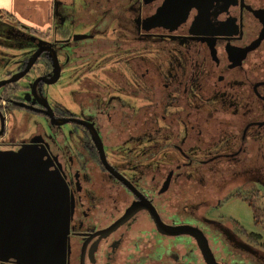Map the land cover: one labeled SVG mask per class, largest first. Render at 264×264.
Masks as SVG:
<instances>
[{"label":"flooded vegetation","instance_id":"flooded-vegetation-1","mask_svg":"<svg viewBox=\"0 0 264 264\" xmlns=\"http://www.w3.org/2000/svg\"><path fill=\"white\" fill-rule=\"evenodd\" d=\"M84 3L77 14L69 6L60 12L54 3L46 37L0 26V49L19 51H0L16 64L1 80L24 68L39 41L51 45L60 66L56 83L40 80L32 93L37 78L53 75L50 54L42 52L24 77L0 88L1 94L9 89L0 95V146L44 147L55 161L72 209L66 264H117L120 258L124 264H179L178 236L159 233L146 210L110 228L144 198L167 226L199 228L183 222L175 207L165 209L161 197L177 170L197 162L237 164L232 178L252 182L250 193L264 199L256 187L264 188V0ZM60 80L74 111L49 100L47 87ZM72 82L77 86L70 90ZM40 101L49 104L50 118ZM22 112L35 119L30 129L6 128L7 115L27 124ZM73 120L93 125L107 163L130 185L103 167L88 129ZM234 243L244 246L236 238Z\"/></svg>","mask_w":264,"mask_h":264},{"label":"water","instance_id":"water-1","mask_svg":"<svg viewBox=\"0 0 264 264\" xmlns=\"http://www.w3.org/2000/svg\"><path fill=\"white\" fill-rule=\"evenodd\" d=\"M42 52H49L52 78H37L35 85L42 80L51 85L59 79L60 66L55 51L50 44L39 41L37 50L29 57L24 68L9 78L0 80V88L17 82L24 77ZM44 113L51 117V108L45 101L39 102ZM27 106V105H22ZM71 121V120H70ZM84 125L93 140L103 167L117 179L130 185L107 163L101 139L91 123L73 120ZM68 120L57 123L62 125ZM43 149L22 146L20 149L0 150V263L9 264H66L67 236L72 209L68 188L55 161L44 155ZM169 181V177L166 184ZM146 210L156 230L166 236L186 235L194 239L204 264L219 263L201 229L190 225L167 226L164 224L152 203L143 199L138 208H129L118 227L137 210ZM82 262V261H81ZM82 264V263H81Z\"/></svg>","mask_w":264,"mask_h":264},{"label":"rangeland","instance_id":"rangeland-1","mask_svg":"<svg viewBox=\"0 0 264 264\" xmlns=\"http://www.w3.org/2000/svg\"><path fill=\"white\" fill-rule=\"evenodd\" d=\"M87 1L88 0H55L54 3H58L60 12L69 10L67 7L69 6L70 11L73 14H77L84 8V5H86L84 2ZM90 15L93 14L90 13ZM74 19H77V17L74 16ZM81 19L83 20V18ZM6 23L20 27V25L14 22L8 15L0 14V26L3 28L4 26L7 27ZM71 31L75 32L81 30H79V28H72ZM51 32L52 30L49 32V35H51ZM36 34L40 37L43 36V33ZM2 38L3 37H1V39ZM0 51H6L9 54H16L19 56V51L17 49H0ZM3 57L5 56L1 54L0 80L5 77L6 72L13 71L16 68V64L13 63L14 58L8 61ZM30 76L31 75H29V78ZM24 79H28V77ZM62 85V80H60L56 85L47 87L49 100L54 104L62 105L74 111V105L70 100L71 92H64ZM76 86L77 85L72 82L70 84V90L76 88ZM16 115L18 118L20 117L18 113H16ZM12 116L10 117L7 115L8 121L6 128H16V130H18L19 127V130L22 132L30 129L33 120H35L30 113H23V120L29 118L28 123L24 124L22 127V125L18 124V120H13ZM40 123H42V121H40ZM44 125L46 126V124ZM109 129L110 128H108L104 134H107V137L110 139V141L108 139V142L111 143L114 132L110 133ZM16 130H14V132H16ZM119 136L120 135H118V137ZM2 141L3 139L0 138V142ZM11 147L13 146H0V150L6 151ZM251 149L254 154V147L251 146ZM217 167L222 169V172L214 177L210 176L209 172L206 170L200 172L201 176H205V182L201 187L193 182L186 181L185 177L176 178V180L171 183L170 188H168V192L161 196L165 200L163 203L166 207L165 209H172L175 207L179 210L183 222L191 221L197 224L198 227L203 230L214 257L219 263L264 264V220H262L263 223L260 226L255 225L253 214L249 206L244 200L234 196L236 194H239V196L241 195V197L249 196L251 194L250 192L255 190V187H252V182L250 183L248 180L241 179V177L232 178L240 171V167L237 164L230 163L229 167H227L224 161H220ZM169 168H172V166H169L168 169ZM168 169L166 167L165 175ZM256 187L259 188L261 194L264 195V188L259 185H256ZM255 198L258 204L264 206V199L259 198V194ZM251 234L259 235L260 237L259 239L255 238V240L253 238L254 236L251 237ZM176 238L177 242L180 240V246H176L175 252L176 255L182 256L176 260L177 263L188 264L189 261L193 264H204L194 240L188 238L186 235H181ZM235 238L240 244L244 245L243 248H239V246L235 245ZM168 253L166 254H172L170 251H168ZM120 257L121 256H119V258ZM117 264H124L122 258H120V260L118 259Z\"/></svg>","mask_w":264,"mask_h":264},{"label":"crops","instance_id":"crops-1","mask_svg":"<svg viewBox=\"0 0 264 264\" xmlns=\"http://www.w3.org/2000/svg\"><path fill=\"white\" fill-rule=\"evenodd\" d=\"M54 1L0 0V14L8 15L14 22L31 32L43 33V36H46L53 28ZM89 1L91 0L87 2Z\"/></svg>","mask_w":264,"mask_h":264},{"label":"trees","instance_id":"trees-1","mask_svg":"<svg viewBox=\"0 0 264 264\" xmlns=\"http://www.w3.org/2000/svg\"><path fill=\"white\" fill-rule=\"evenodd\" d=\"M3 90H6V91H4V94L0 93L1 96H5L8 93V91H7V90H9L8 86H5V88ZM216 148H217V152H223V149H222L223 146H216ZM220 161H223V159H214V161L209 162V163H205V164H201V163L197 162V163L192 164L191 166L181 167V169H179L175 172L174 181L176 180V177H178V178L185 177L186 181L193 182L197 186L201 187V185L204 184V182H205L204 181L205 176H201L200 172L206 170L207 172H209V175L212 177L218 175L219 173L222 172V169L217 167L218 162H220ZM234 196L239 197L246 202V204L249 206V208L252 211L254 224L260 226L263 223L262 220H264V206H261L256 201L255 197L257 195L256 194L254 195L253 193H251L249 196H242L241 197V195L239 196V194L238 195L236 194ZM251 237H253L254 239L255 238L259 239L260 236L251 234ZM263 246H264V242H263Z\"/></svg>","mask_w":264,"mask_h":264}]
</instances>
